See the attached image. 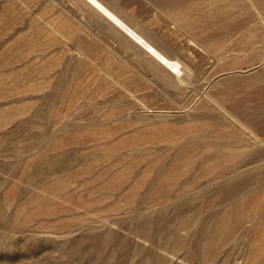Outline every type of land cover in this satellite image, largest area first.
Returning a JSON list of instances; mask_svg holds the SVG:
<instances>
[{
	"label": "rangeland",
	"instance_id": "374dc122",
	"mask_svg": "<svg viewBox=\"0 0 264 264\" xmlns=\"http://www.w3.org/2000/svg\"><path fill=\"white\" fill-rule=\"evenodd\" d=\"M0 0V264H264V0Z\"/></svg>",
	"mask_w": 264,
	"mask_h": 264
},
{
	"label": "bare ground",
	"instance_id": "6f19581e",
	"mask_svg": "<svg viewBox=\"0 0 264 264\" xmlns=\"http://www.w3.org/2000/svg\"><path fill=\"white\" fill-rule=\"evenodd\" d=\"M104 17H106L114 26L118 27L129 38L134 40L143 48L152 58H154L162 67L169 70L172 74L176 73L174 69L182 73V64L170 55H167L158 49L152 42L141 35L127 22H125L117 13H115L103 0H85Z\"/></svg>",
	"mask_w": 264,
	"mask_h": 264
},
{
	"label": "crops",
	"instance_id": "0c3cea01",
	"mask_svg": "<svg viewBox=\"0 0 264 264\" xmlns=\"http://www.w3.org/2000/svg\"><path fill=\"white\" fill-rule=\"evenodd\" d=\"M104 1V0H103ZM105 2V1H104ZM106 3V2H105Z\"/></svg>",
	"mask_w": 264,
	"mask_h": 264
}]
</instances>
